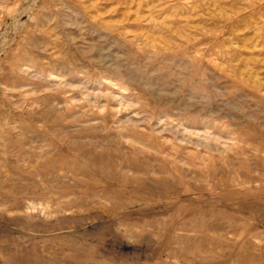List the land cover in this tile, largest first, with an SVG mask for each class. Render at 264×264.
I'll list each match as a JSON object with an SVG mask.
<instances>
[{
  "label": "rangeland",
  "instance_id": "rangeland-1",
  "mask_svg": "<svg viewBox=\"0 0 264 264\" xmlns=\"http://www.w3.org/2000/svg\"><path fill=\"white\" fill-rule=\"evenodd\" d=\"M0 264H264V0H0Z\"/></svg>",
  "mask_w": 264,
  "mask_h": 264
}]
</instances>
